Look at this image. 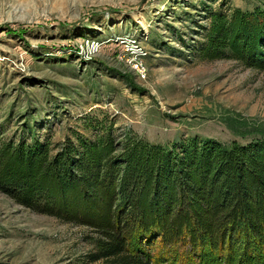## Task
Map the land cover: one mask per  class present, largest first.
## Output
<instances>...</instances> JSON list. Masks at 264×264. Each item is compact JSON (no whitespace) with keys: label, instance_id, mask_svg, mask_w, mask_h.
Listing matches in <instances>:
<instances>
[{"label":"rangeland","instance_id":"374dc122","mask_svg":"<svg viewBox=\"0 0 264 264\" xmlns=\"http://www.w3.org/2000/svg\"><path fill=\"white\" fill-rule=\"evenodd\" d=\"M255 8L264 0H0L1 139L56 151L72 130L97 136L81 128L97 116L117 152L132 135L176 152L189 140L264 141V70L198 53L211 15ZM97 238L0 192V264H103L89 261ZM151 247L149 264L227 263Z\"/></svg>","mask_w":264,"mask_h":264},{"label":"trees","instance_id":"16d2710c","mask_svg":"<svg viewBox=\"0 0 264 264\" xmlns=\"http://www.w3.org/2000/svg\"><path fill=\"white\" fill-rule=\"evenodd\" d=\"M205 38L200 56L264 70L262 9L211 15ZM81 128L97 136L72 130L56 151L48 141L0 135V192L33 212L91 228L98 238L89 261L149 264L158 240L208 257L225 253L226 264H264V141L227 148L189 140L176 152L132 135L117 152L110 126L97 116Z\"/></svg>","mask_w":264,"mask_h":264}]
</instances>
